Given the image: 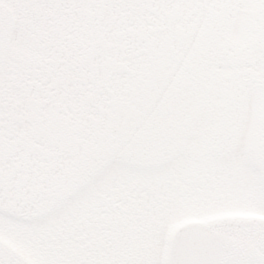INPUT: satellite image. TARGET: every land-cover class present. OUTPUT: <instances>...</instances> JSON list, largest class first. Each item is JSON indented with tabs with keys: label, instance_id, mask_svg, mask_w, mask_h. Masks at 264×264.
<instances>
[{
	"label": "snow or ice",
	"instance_id": "6c2138e0",
	"mask_svg": "<svg viewBox=\"0 0 264 264\" xmlns=\"http://www.w3.org/2000/svg\"><path fill=\"white\" fill-rule=\"evenodd\" d=\"M0 264H264V0H0Z\"/></svg>",
	"mask_w": 264,
	"mask_h": 264
}]
</instances>
